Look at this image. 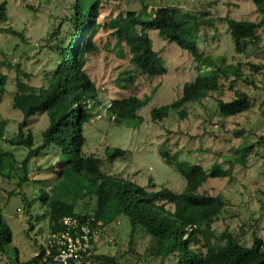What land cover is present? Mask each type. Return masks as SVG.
I'll use <instances>...</instances> for the list:
<instances>
[{
	"label": "rangeland",
	"instance_id": "1",
	"mask_svg": "<svg viewBox=\"0 0 264 264\" xmlns=\"http://www.w3.org/2000/svg\"><path fill=\"white\" fill-rule=\"evenodd\" d=\"M9 3L8 25L24 32L25 40L0 33V73L6 75L4 91L0 94V122L5 121V135L0 144L7 148L5 138L12 137L22 121V113L12 104L17 90V79L33 85L42 83L43 71L49 68L51 56L42 50V40L60 22L72 14L74 0H0ZM149 10L165 5H175L186 12L205 17L199 35L198 45L214 57H224L225 65L239 66L241 79H221L220 90L213 91L200 102L186 106L187 117L180 118L175 111L159 123L151 120V109L171 103L180 98L183 86L199 73L197 63L188 51L176 43L151 32L155 49L165 59L168 72L160 77L142 75L130 60V53L123 46L124 56L119 54L112 29L107 23L119 13L128 10L140 11L143 3ZM206 12V14L201 15ZM225 17L258 22L263 17L252 0H119L104 2L98 22L101 28L95 38L98 50L89 56L86 70L97 87L94 117L86 123L88 153L104 159L103 170L109 174L130 178L142 186L156 188L168 186L181 192L186 185L184 176L163 159L160 150L177 153L180 160L189 166L201 164L210 171L217 162L223 169L232 170L231 177L211 178L199 191L222 195L227 206L215 222L214 227L222 231L228 228L246 245H251L255 236L264 240V121L260 103L264 98V25L259 28L260 39L249 44L243 53L235 52L231 34L227 30ZM260 68L255 69L252 66ZM21 70V73L18 70ZM206 70V68H203ZM231 79L237 76L230 73ZM132 76L133 82L126 79ZM236 89L247 91L253 105L247 112L223 117L217 112V98L230 99ZM137 95H152L151 102L139 110L143 118L140 125L117 123L110 117L108 105L113 99ZM49 125L46 113L36 114L30 120V129L36 137ZM38 138V139H39ZM37 142L36 144H38ZM254 145L245 163L238 158L236 149ZM115 148L128 151L127 157L114 162L107 160V153ZM16 157L22 159L27 149H14ZM66 155L56 149L35 157L30 165V181L18 187L15 180L0 177V201L4 215L13 231V247L18 248L21 261L31 259L45 246L49 236V221L41 218L45 207L41 200H35L30 211L25 208L27 198L37 199L42 190H48L55 198L76 203V210L93 213L96 207L95 195L90 193L89 182L84 174L72 175L61 171L66 164L61 162ZM49 180L45 186L37 180ZM15 191L16 194H11ZM18 193V194H17ZM25 199V200H24ZM29 212V213H28ZM102 235L97 242L99 254L117 256L120 263L166 264L172 255L163 258L157 254L155 241L141 230L131 237L128 218L115 201L111 202L108 215L102 220ZM132 240V241H131ZM159 248V247H158ZM0 253V264H11L12 249Z\"/></svg>",
	"mask_w": 264,
	"mask_h": 264
},
{
	"label": "trees",
	"instance_id": "2",
	"mask_svg": "<svg viewBox=\"0 0 264 264\" xmlns=\"http://www.w3.org/2000/svg\"><path fill=\"white\" fill-rule=\"evenodd\" d=\"M111 1L119 0H74L72 14L63 23L60 22L40 44L42 50H46L51 56L49 68L43 71L42 83L33 85L18 77L12 104L23 117L16 134L5 138L9 146L6 148L0 144V177L15 180L19 188L23 187L30 181L32 160L56 149L59 154L67 157L61 161L67 165L61 171L63 174L68 171L72 175H85L91 188L90 193L95 195L96 207L93 213L78 212L76 203L57 199L48 190H42L37 199L27 198L25 208L30 211L35 200H41L45 210L40 217L49 221V231L59 229L60 221L66 215H93L97 220H103L108 215L111 202L115 201L129 220L132 239L137 230L145 232L155 241L154 250L157 254H161L163 258L172 255L173 260L166 264H264V240L255 236L252 244L246 245L228 228L222 231L216 229L215 222L226 208L227 201L222 195L199 191L211 178L231 177V168L223 169L217 162L210 171L199 163L189 166V162L180 160L177 153L161 149L165 162L179 171L186 180L185 188L176 192L168 186L155 189L152 178L151 186L147 187L130 178L109 174L103 170L104 159L86 151L85 125L94 117L98 95L96 84L88 75L86 65L89 56L98 50L95 38L102 26L98 22L101 6L104 2ZM252 1L264 14V0ZM204 14L206 12L201 15ZM9 19V3L3 1L0 3V33L25 40L22 30L8 25ZM225 20L234 41L235 52L243 53L249 44L259 41L258 30L264 25V17L258 22L231 17H225ZM206 23L209 21L205 17L183 11L175 5L149 10L145 2L140 11L119 13L107 23L112 29L119 54L124 56L123 46H126L131 55L130 60L142 75L156 78L168 72L165 59L154 47L150 36L153 31L188 51L197 63L199 73L192 81L184 84L182 96L171 103L151 109V120L154 123L163 121L172 111L182 119L187 117L186 106L192 102H200L211 92L220 90L222 78L232 81L231 88L234 81L241 79L239 66L225 65L224 57L216 58L198 45L195 37ZM252 67L260 68L254 65ZM18 71L21 73L20 69ZM230 73L237 77L231 79ZM7 78L0 73V94L5 89ZM133 80L134 77L129 76L124 87H128ZM151 100L152 95L113 99L108 105V111L117 123L138 126L143 121L138 112ZM216 102L217 112L223 117L243 114L253 105L251 95L242 89H236L230 99L217 98ZM260 108L264 121V98ZM42 113L48 115L49 125L39 138L30 129H25L33 116ZM5 128V121H1L0 138L4 137ZM37 142L39 143L36 144ZM17 148L27 149V154L22 159L16 157L14 149ZM253 148L252 144L236 149L238 159L245 163ZM126 155L127 150L115 148L107 153V160L114 162L124 159ZM37 182L46 186L49 180ZM11 194L16 193L13 191ZM5 204L0 201V253L6 254L12 249L11 264H44L46 247L42 245L31 259L21 261L20 251L12 245L14 235L4 215ZM98 258L108 264H127L120 263L114 255L98 254Z\"/></svg>",
	"mask_w": 264,
	"mask_h": 264
},
{
	"label": "built area",
	"instance_id": "3",
	"mask_svg": "<svg viewBox=\"0 0 264 264\" xmlns=\"http://www.w3.org/2000/svg\"><path fill=\"white\" fill-rule=\"evenodd\" d=\"M102 220L93 215H66L60 228L50 231L44 264H108L98 258L97 242L102 235Z\"/></svg>",
	"mask_w": 264,
	"mask_h": 264
}]
</instances>
